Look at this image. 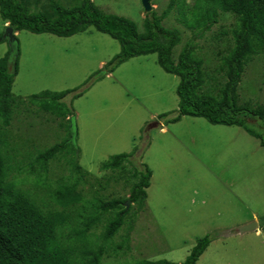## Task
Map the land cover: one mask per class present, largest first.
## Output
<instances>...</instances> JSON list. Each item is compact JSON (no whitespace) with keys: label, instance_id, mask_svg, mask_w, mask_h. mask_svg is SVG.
<instances>
[{"label":"rangeland","instance_id":"1","mask_svg":"<svg viewBox=\"0 0 264 264\" xmlns=\"http://www.w3.org/2000/svg\"><path fill=\"white\" fill-rule=\"evenodd\" d=\"M54 1L71 7L80 0ZM91 1L143 30L147 13L141 0ZM168 4L169 0H151V11L160 15ZM179 18L174 8L161 23L179 32L174 57L194 38ZM7 24L0 18V58L11 51L7 40H2ZM235 24L234 15L220 12L211 29L195 37L196 55L203 60L212 85L223 75L220 59L233 45L230 30ZM15 36L17 73L11 93L23 101L15 104L10 125L4 127L9 153L28 163L55 144L63 143V149L70 151L75 142L79 165L89 173L78 190L88 201L128 199L133 166L142 171L145 164L151 172L144 203L130 202L124 223L112 238V245L122 247L104 255L100 264L159 260L180 264L204 236L211 242L196 264H264V149L259 140L240 127L212 125L203 118L183 116L164 124L178 107L179 78L160 68L156 54L130 58L105 75L103 66L120 45L93 27L69 37L24 30ZM64 90H72L63 102L74 112L73 128L67 119L26 103L31 95ZM237 94L239 104L264 103L262 55L246 64ZM164 113L169 115L159 119ZM161 123L165 131H160ZM116 154H131L125 172H101L100 165ZM66 161L63 155L50 160L43 180L55 185L74 177ZM32 177L33 173L21 185L23 189L33 190ZM248 221H257L259 231L235 232ZM93 230L100 234L103 223Z\"/></svg>","mask_w":264,"mask_h":264},{"label":"trees","instance_id":"2","mask_svg":"<svg viewBox=\"0 0 264 264\" xmlns=\"http://www.w3.org/2000/svg\"><path fill=\"white\" fill-rule=\"evenodd\" d=\"M174 8L182 25L194 35L176 57L173 52L180 42L179 32L161 24ZM220 12L234 15L236 24L230 30L233 45L220 59L219 71L223 75L212 85L203 69V60L196 55L195 37L209 31ZM0 18L15 35L24 30L69 37L89 27L108 35L118 41L120 51L103 66L105 75L130 58L156 54L160 68L179 78L178 107L164 124L189 116L203 118L212 125L236 126L259 140L264 149V103L254 107L249 103L239 104L237 94L246 64L253 57H264V0H193L191 5L186 0H169L167 9L160 15L154 11L146 14L141 32L135 22L106 13L91 0H80L71 7L54 0H0ZM16 43L18 55L17 38ZM12 62L10 50L0 58V264H100L104 255L122 247L111 242L129 211L125 202L130 200L138 206L144 203L151 172L145 164L142 171L133 166L128 199L102 201L93 197L88 201L78 190L89 173L79 165L80 149L75 142L71 143L70 151L63 149V143L55 144L38 152L34 162L28 163L9 153L4 127L10 125L15 104L23 101L11 93L17 58L14 65ZM70 93L72 90L43 91L31 95L26 103L56 118L67 119L73 128L74 112L63 102ZM167 115L160 114L158 118L165 119ZM57 155L67 158L74 177L71 175L53 185L43 178L48 162ZM130 158L131 154L113 155L100 165V171L125 172ZM34 163L37 168L32 167ZM32 173L33 190L23 189L21 185ZM21 175L22 178L15 179ZM102 223L100 234L92 232ZM210 242L209 236L198 239L180 264H196ZM137 264L176 263L159 260Z\"/></svg>","mask_w":264,"mask_h":264},{"label":"water","instance_id":"3","mask_svg":"<svg viewBox=\"0 0 264 264\" xmlns=\"http://www.w3.org/2000/svg\"><path fill=\"white\" fill-rule=\"evenodd\" d=\"M141 4L143 6V9L146 13L150 12L152 7L150 5V0H141ZM2 40H7L11 47V53H17L16 51V38L13 29L7 25V28L4 32V35L2 36ZM11 65H14L12 62ZM130 204V200H127L125 202V206L128 207ZM259 227V224L257 221H252L247 224L241 225L240 227L236 228L235 232L238 234L245 233V232H250L253 230H257Z\"/></svg>","mask_w":264,"mask_h":264},{"label":"crops","instance_id":"4","mask_svg":"<svg viewBox=\"0 0 264 264\" xmlns=\"http://www.w3.org/2000/svg\"><path fill=\"white\" fill-rule=\"evenodd\" d=\"M165 129H166V127L162 126V123H161L160 131H165ZM248 222H250V221H248ZM245 224H247V223L245 222ZM257 231H259V230H257Z\"/></svg>","mask_w":264,"mask_h":264},{"label":"clouds","instance_id":"5","mask_svg":"<svg viewBox=\"0 0 264 264\" xmlns=\"http://www.w3.org/2000/svg\"><path fill=\"white\" fill-rule=\"evenodd\" d=\"M8 25V24H7ZM9 26V25H8Z\"/></svg>","mask_w":264,"mask_h":264}]
</instances>
